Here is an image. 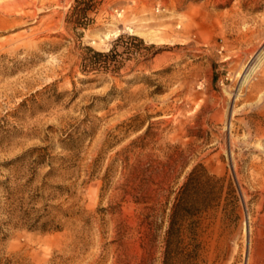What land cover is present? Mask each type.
I'll use <instances>...</instances> for the list:
<instances>
[{"label": "rangeland", "instance_id": "obj_1", "mask_svg": "<svg viewBox=\"0 0 264 264\" xmlns=\"http://www.w3.org/2000/svg\"><path fill=\"white\" fill-rule=\"evenodd\" d=\"M0 264H264V0H0Z\"/></svg>", "mask_w": 264, "mask_h": 264}, {"label": "trees", "instance_id": "obj_2", "mask_svg": "<svg viewBox=\"0 0 264 264\" xmlns=\"http://www.w3.org/2000/svg\"><path fill=\"white\" fill-rule=\"evenodd\" d=\"M91 51L94 52V54L102 59V58H108L111 56V54L114 52V49H112L109 53H103V52H99V51H94L93 49L90 48ZM205 170V169H204ZM203 178H207L210 179L207 171H203L202 173L196 172V169L193 170V172L189 175V178L187 180V182H185V184L181 187L179 194L176 197V204L175 206L181 207L183 205H186V203H190L192 200V193L196 192L199 190V186L202 184V179ZM202 203L201 206H208V201L203 200L201 201ZM200 206V208H201ZM178 216V214L175 212L173 214V219L171 221V225L170 228L168 230L169 236H171L174 233V229H175V218Z\"/></svg>", "mask_w": 264, "mask_h": 264}, {"label": "bare ground", "instance_id": "obj_3", "mask_svg": "<svg viewBox=\"0 0 264 264\" xmlns=\"http://www.w3.org/2000/svg\"><path fill=\"white\" fill-rule=\"evenodd\" d=\"M130 31H134V30L130 29ZM116 36H118V34H117ZM253 67H254V66H253ZM250 75H251V74L246 75V77H245V78H246V81H248L247 79L250 77ZM244 82H245V81H244Z\"/></svg>", "mask_w": 264, "mask_h": 264}]
</instances>
